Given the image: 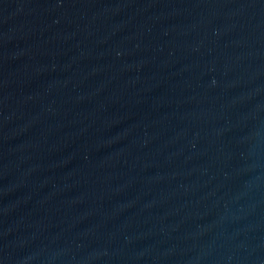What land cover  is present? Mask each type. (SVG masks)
Masks as SVG:
<instances>
[{"label":"water","instance_id":"water-1","mask_svg":"<svg viewBox=\"0 0 264 264\" xmlns=\"http://www.w3.org/2000/svg\"><path fill=\"white\" fill-rule=\"evenodd\" d=\"M0 264H264V0H0Z\"/></svg>","mask_w":264,"mask_h":264}]
</instances>
